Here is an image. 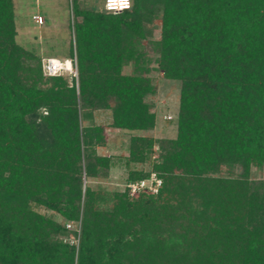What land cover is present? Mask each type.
I'll return each instance as SVG.
<instances>
[{"label": "trees", "instance_id": "16d2710c", "mask_svg": "<svg viewBox=\"0 0 264 264\" xmlns=\"http://www.w3.org/2000/svg\"><path fill=\"white\" fill-rule=\"evenodd\" d=\"M72 1L71 83L45 75L17 41L14 0H0V264H264V179L251 176L264 168V0H132L119 13ZM159 15L178 132L133 135L128 162H146L157 142L162 187L135 198L95 189L85 179L113 165L97 151L106 127L95 111L110 110L115 129L156 127L142 42Z\"/></svg>", "mask_w": 264, "mask_h": 264}, {"label": "rangeland", "instance_id": "374dc122", "mask_svg": "<svg viewBox=\"0 0 264 264\" xmlns=\"http://www.w3.org/2000/svg\"><path fill=\"white\" fill-rule=\"evenodd\" d=\"M85 7H99L105 9V0H79ZM17 24V41L27 49L34 50L42 57L43 70L48 59L57 58L61 61L70 60L71 46L74 40L73 23L76 19L73 13L72 0H14ZM41 15L44 22H38L35 16ZM161 15L155 18L152 26V36L143 40L144 50L149 59L148 65L151 70L149 76L155 93L147 97V101L152 106V111L156 112V127L145 131L120 130L112 127V117L110 110L95 111V123L106 127V145L98 146L97 151L101 155L112 157L113 165L107 177L86 178V184L98 189L107 191L128 190L131 197L134 195L128 188L127 177L131 170L152 171L153 163L158 159L160 150L156 142L150 159L144 163H129V144L133 135H141L156 140L173 139L177 136V119L179 113L180 83L168 79L159 69L157 64V49L155 41L161 37ZM77 61L73 60V71L76 70ZM72 70L62 71L61 75L66 76L72 83L74 72ZM126 73L134 72V65L125 66ZM46 75V74H45ZM84 125L90 121L83 122ZM253 179H264V168L254 167L251 173ZM39 210L47 215H53L58 221H63V217L45 207ZM71 224V229H79L80 225ZM76 241L75 239H72Z\"/></svg>", "mask_w": 264, "mask_h": 264}, {"label": "built area", "instance_id": "2783aa9c", "mask_svg": "<svg viewBox=\"0 0 264 264\" xmlns=\"http://www.w3.org/2000/svg\"><path fill=\"white\" fill-rule=\"evenodd\" d=\"M126 2L130 5L128 7H125ZM132 6V0H105V9L107 11H112L115 13L122 12L126 9H129ZM35 19L38 22L43 23L44 19L41 15L35 16ZM68 60L61 61L57 58H51L47 60V63H45V74L49 76H55V75H61L62 71L72 70L73 71V60L70 59V62L72 63V66L70 69L67 65ZM76 64V70L73 71L74 75L78 78V67L77 62ZM86 182V181H85ZM163 179L158 175L157 172L152 171L149 177L130 182L128 183V188L131 191L132 194L139 195L140 193H148V194H157L162 187ZM71 224H68V227H70Z\"/></svg>", "mask_w": 264, "mask_h": 264}, {"label": "bare ground", "instance_id": "6f19581e", "mask_svg": "<svg viewBox=\"0 0 264 264\" xmlns=\"http://www.w3.org/2000/svg\"><path fill=\"white\" fill-rule=\"evenodd\" d=\"M67 65H68V68L67 69H70L71 66H72V63L70 62V60H68Z\"/></svg>", "mask_w": 264, "mask_h": 264}, {"label": "clouds", "instance_id": "9594fccd", "mask_svg": "<svg viewBox=\"0 0 264 264\" xmlns=\"http://www.w3.org/2000/svg\"><path fill=\"white\" fill-rule=\"evenodd\" d=\"M128 6H130V5L126 2L125 7H128Z\"/></svg>", "mask_w": 264, "mask_h": 264}]
</instances>
